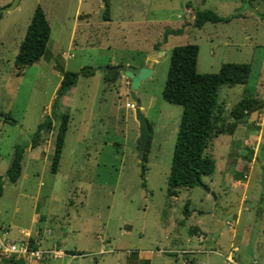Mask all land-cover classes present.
<instances>
[{"label": "rangeland", "instance_id": "1", "mask_svg": "<svg viewBox=\"0 0 264 264\" xmlns=\"http://www.w3.org/2000/svg\"><path fill=\"white\" fill-rule=\"evenodd\" d=\"M11 1L0 0V9ZM37 4L50 27L46 48L17 74L14 56ZM196 10L228 19L195 27ZM102 11L101 0H17L12 9L0 11V237L18 243L20 229L31 234L42 229L47 241L40 249L61 240L60 248L82 251L73 257L23 258L25 264H233L224 258L229 243L237 247L230 253L236 264H264V242L244 247L238 236L246 221L257 230L252 238L264 224V105L231 134L211 136L206 153L214 161L212 173L170 195L166 177L181 107L161 97L170 49L195 43L197 72H215L222 62L249 65L245 83L218 88L223 116L244 96L264 103V0H109L108 20ZM165 28L181 32L163 41ZM155 51L150 75L134 90L150 125L142 161L133 109L124 105L132 102L128 79L122 83L120 72L115 81L105 78V66L141 64ZM87 66L92 74H79L54 99L62 72ZM61 113L67 128L52 172ZM47 118L50 127L38 129ZM36 138L46 148L45 158H31L38 149L27 146ZM16 144L23 145L21 170L9 182L4 173ZM240 198L237 212L232 208ZM235 214L237 233L229 238L225 220ZM200 232L207 234V252L181 253L197 246Z\"/></svg>", "mask_w": 264, "mask_h": 264}, {"label": "trees", "instance_id": "2", "mask_svg": "<svg viewBox=\"0 0 264 264\" xmlns=\"http://www.w3.org/2000/svg\"><path fill=\"white\" fill-rule=\"evenodd\" d=\"M103 11L102 18L109 19V0H101ZM228 18L220 17L211 10H196L192 25L200 27L206 21H220ZM181 28H165L163 30V41L168 34H179ZM50 33V27L44 11L37 4L29 17L21 41L18 44L14 56L13 65L16 73L32 63H35L44 54L46 42ZM155 44L153 49H157ZM198 47L195 43H184L175 45L170 49L166 76L161 90V97L165 101L181 107L175 137L172 146L169 170L166 177V192L170 195L176 194L179 186L193 187L201 175H208L214 170V161L206 149L211 136L218 134H231L236 125L245 121L250 114L263 107L262 101L244 96L233 105L226 116H223V103L216 99V93L221 85L232 86L245 83L249 74L247 63L222 62L215 72H197L196 56ZM106 66H111L107 64ZM93 68L84 67L78 71L64 70L57 86L55 97L64 94L76 81L79 74H92ZM118 75L115 71L112 75H104L105 78L114 80ZM55 104V103H54ZM55 106V105H54ZM51 120L46 119L39 127H50ZM149 125V124H148ZM150 127V125H149ZM67 128V115L61 113L59 122L55 129L53 148L50 158V170L54 172L63 145V139ZM39 131L36 130V137ZM37 144V138L30 142V147ZM149 144V137L145 151ZM23 145L16 144L4 177L9 182H15L21 170ZM145 151L141 157L145 159ZM142 167V166H141ZM2 177H0V194L2 189ZM28 248L35 249L33 238L27 240ZM4 264H25L23 258L13 255L2 259Z\"/></svg>", "mask_w": 264, "mask_h": 264}, {"label": "crops", "instance_id": "3", "mask_svg": "<svg viewBox=\"0 0 264 264\" xmlns=\"http://www.w3.org/2000/svg\"><path fill=\"white\" fill-rule=\"evenodd\" d=\"M197 57V56H196ZM143 59V61H144V59H145V55H144V57L142 58ZM110 65H118V64H127V63H113V62H110L109 63ZM60 78H61V76H60ZM117 79V78H116ZM116 79H114L113 81H115ZM118 79H119V77H118ZM126 77H124L122 74H120V81L122 82V83H125L126 82ZM126 103V102H125ZM125 103H124V105H125ZM126 107V106H125ZM128 108V107H127ZM254 112V111H253ZM53 124V123H52ZM43 128V127H42ZM41 128V129H42ZM41 131V130H40ZM39 143L40 144H36L34 147H30V144L27 146L28 147V149H38L37 151H36V153H34L32 156L33 157H31V158H34V159H36V158H40V157H43V158H45L46 157V155H45V150H46V148L45 147H41L43 144H41L42 142H40L39 141ZM44 152V153H43ZM25 176H27L26 174H25ZM235 183L236 184H239V181L238 180H236L235 181ZM242 201H244L243 200V198H240L239 199V202L236 204V206H237V208H236V210H237V212L238 211H240V204L242 203ZM264 204V203H263ZM262 204V205H263ZM33 209H34V207H33ZM238 214V213H237ZM45 221V220H44ZM238 222V217H237V215L235 214L234 216H233V218H232V220H225V223L227 224V226H228V228L230 229V231H231V233H230V237L229 238H232V237H234L235 235H236V233H237V230H236V228L234 227L235 225H236V223ZM219 225H222V221L219 223ZM2 228V227H1ZM34 228V227H33ZM39 228H41V227H39ZM263 229V230H262ZM50 229H48V228H46L45 229V233L46 234H48L50 231H49ZM190 230V233H193V230L192 229H189ZM199 230H201V229H199ZM253 230V228H252V223L251 222H249V221H246L243 225H242V227L240 228V231L238 232V236H239V242L241 243V245H243L244 247L245 246H252V247H260L261 245H262V242H264V239H262L261 240V237H263L264 236V224H263V228L261 227V229L259 230V232H258V234L257 235H254V237L252 238V234H256V231L257 230H255V231H252ZM21 234H22V236L20 237V238H18V242H21V241H23V240H28V238L29 237H31V238H33V242H34V244L36 245V248L35 249H40L41 248V243L43 242V241H47V238L46 237H44V235H43V232H44V230H42V229H40V233L39 234H36V232L34 231L33 232V234H31L30 233V231L28 230V229H25V230H23V229H20V231H19ZM253 232V233H252ZM259 234H261V237L259 236ZM194 235V234H193ZM195 236V235H194ZM194 239H195V237H194ZM196 239H197V246H191L189 249H180V252L181 253H187V252H189V253H193V252H199V251H202V250H204L205 252H207L206 251V248H205V246H204V244H203V242H205L206 240H207V234L206 233H203V232H200V233H198L197 235H196ZM231 242V241H230ZM60 243H61V240H54V241H51L49 244H48V246H47V248L49 247H51V246H53V245H55L56 246V248L61 252V254H60V256L59 257H56V258H61L63 255H70L71 257H73V256H75V255H82V251H79V252H72V251H69V250H66V249H63V248H60ZM217 246H218V244H217ZM219 249V248H218ZM211 251H215V249L214 250H212L211 249ZM232 251H237V247L236 246H232V244L231 243H229V245H228V250L226 251V253L224 254V258H225V260L227 261V262H229V263H233V264H236L235 263V260L233 259V257H231V255H230V253L232 252ZM139 259H141L142 257L140 256V257H138ZM187 260V259H186ZM65 264H67V263H65ZM249 264H251V263H249ZM253 264H256L255 263V260H253Z\"/></svg>", "mask_w": 264, "mask_h": 264}, {"label": "water", "instance_id": "4", "mask_svg": "<svg viewBox=\"0 0 264 264\" xmlns=\"http://www.w3.org/2000/svg\"><path fill=\"white\" fill-rule=\"evenodd\" d=\"M16 1L17 0H12L9 4L1 8L0 11L12 9L15 6ZM157 54L158 52L156 51L153 53H149L148 55H146L145 60L141 64H137V65L118 64V65L105 66V70L108 76L112 75L115 71H118L128 79V94L132 99L134 119L136 120L138 126L137 149L140 158L142 157L145 151L150 128L146 118L141 113L140 103L134 94V90L137 88L139 82L142 79L150 75L152 71V66L155 60L157 59ZM261 188L264 196V175H262L261 178ZM254 203L255 202H252V204ZM236 208L237 206H234L232 209H236Z\"/></svg>", "mask_w": 264, "mask_h": 264}, {"label": "built area", "instance_id": "5", "mask_svg": "<svg viewBox=\"0 0 264 264\" xmlns=\"http://www.w3.org/2000/svg\"><path fill=\"white\" fill-rule=\"evenodd\" d=\"M125 106L133 109L132 102H126ZM61 252L53 245L50 248L30 249L27 245V240L15 243L13 240H6L0 237V257H9L11 255L20 258L33 259L34 261L45 257L56 258Z\"/></svg>", "mask_w": 264, "mask_h": 264}]
</instances>
